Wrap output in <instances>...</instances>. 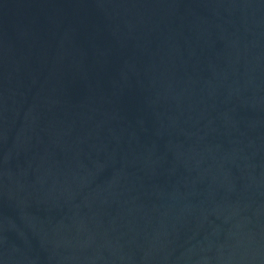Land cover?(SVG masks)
Wrapping results in <instances>:
<instances>
[{
    "label": "water",
    "instance_id": "1",
    "mask_svg": "<svg viewBox=\"0 0 264 264\" xmlns=\"http://www.w3.org/2000/svg\"><path fill=\"white\" fill-rule=\"evenodd\" d=\"M0 264H264V0H0Z\"/></svg>",
    "mask_w": 264,
    "mask_h": 264
}]
</instances>
